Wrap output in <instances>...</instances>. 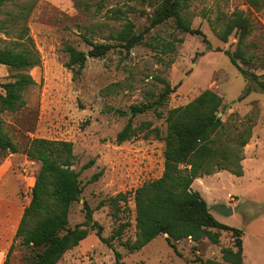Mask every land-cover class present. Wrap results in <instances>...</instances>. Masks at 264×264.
Returning <instances> with one entry per match:
<instances>
[{"label":"rangeland","instance_id":"1","mask_svg":"<svg viewBox=\"0 0 264 264\" xmlns=\"http://www.w3.org/2000/svg\"><path fill=\"white\" fill-rule=\"evenodd\" d=\"M158 4L159 0H0V51H20L19 42L31 36L41 58L40 66L25 72L35 81L23 94L26 105L2 113V130L20 151L0 158V264H4L41 168L40 162L24 154L33 139L73 143V169L80 173L83 193L71 207L70 227L86 224L87 202L94 221L104 227L103 236L111 240L126 264H201L200 260L224 264L223 250H236L230 231L209 229L219 243L207 235L199 241L182 239L175 242L177 251L169 246L167 235L135 253L124 246L137 236L135 191L164 172L165 143L154 133L146 138L150 130L145 124L150 122L151 128H159L165 136L168 112L187 105L205 90L223 98L219 117L224 129L219 140L239 151L243 176L217 171L196 178L192 189L207 201L215 218L243 231V264H264V92L225 54L237 50L238 35L233 32L227 42L219 37L233 12L250 17L253 29L243 49L252 60L240 65L264 81V5L256 9L247 0L193 1L183 14L194 28L204 32L208 45L201 36L178 29L174 20L150 28ZM118 10L125 16L120 18ZM125 17L134 22L136 33H143L147 42L129 54L115 39ZM25 28L27 34H23ZM85 38L114 48L103 58H88L76 78L67 66L65 47L72 45L87 53L91 46ZM169 42L176 47L174 52L163 51ZM19 74L0 65V90ZM161 80L175 91L163 106L137 115L133 121L136 133L118 143L132 106L156 102L165 89ZM242 140L248 144L239 150ZM91 161L92 167L83 169ZM96 174L101 176L93 181ZM119 193H127L128 202H121L122 212L114 216L109 200ZM219 204L232 207L234 215L216 213L214 206ZM121 224H127L126 230L114 238ZM92 225L86 226L88 237L58 264H115L113 250L96 236ZM32 254L30 249L18 247L12 264H31L26 258Z\"/></svg>","mask_w":264,"mask_h":264},{"label":"trees","instance_id":"2","mask_svg":"<svg viewBox=\"0 0 264 264\" xmlns=\"http://www.w3.org/2000/svg\"><path fill=\"white\" fill-rule=\"evenodd\" d=\"M193 1L201 0H159L151 17L150 28L174 20L178 29L201 36L209 45L210 42L204 32L194 28L192 22L183 14ZM247 1L256 9L264 5V1L261 0ZM118 14L120 18L125 16L121 10H118ZM125 19L126 23L115 39L129 54L136 46L147 42L143 33H136L134 22L127 17ZM252 29L251 18L241 11H235L229 17L226 28L219 37L227 42L233 32L238 35L237 50L234 53L226 51L225 54L241 73L257 81L264 92V81H259L258 75L245 70L240 65L252 60V58L247 59L243 49ZM27 33L28 29L25 28L23 34ZM85 39L91 46L87 53L72 45L65 47V52L69 55L67 66L75 72L76 78L81 76L88 58H103L114 48L111 44H97ZM26 40L19 42L23 48L20 51L13 49L0 51V65L20 72L14 81L3 84L0 90V158H5L8 153L16 154L20 151L11 137L2 130V113L14 112L26 105L23 94L35 84V81L25 72L41 65V58L32 37L28 36ZM178 41L183 42V40ZM175 49L174 44L169 42L164 45L163 51L174 52ZM161 81L165 84V89L156 102L132 106L129 122L117 136L118 143L131 139L136 133L133 121L137 115L148 112L154 106H163L175 91L166 80ZM222 106L223 98L219 94L205 90L187 105L168 112L165 136H162L159 128H151L150 122L145 124L150 130L145 134L146 138L154 133L158 139L164 141L165 163L161 178L144 183L134 193L137 236L135 241H127L124 244L131 253L141 251L161 235H167L166 240L175 251H177L175 242L190 237L199 241L207 235L214 243H219V238L209 231V229H217L230 231L235 237L236 250H223L224 264H243V231L215 218L210 212L207 201L198 191L192 189L196 178L211 176L217 171L225 170L237 177L243 176L241 165L243 158L238 155L239 151L228 148L219 140V132L224 129V123L219 117ZM247 144V140H242L239 150ZM24 154L40 162L41 168L32 189L30 203L24 209L4 264H12L11 257L18 247L28 248L33 252L26 258L31 264H58L68 251L79 246L88 237L89 229L86 226L91 222L92 229L96 230V236L113 250L115 264H126L122 260V254L113 247L111 240L103 236L104 227L94 221L93 210L87 202L84 203L86 224L70 227L71 207L80 200L83 193L80 173L73 169L75 164L73 143L33 139L24 150ZM92 165L91 161L83 169H88ZM100 176L101 174L94 175L93 181H97ZM121 202H128L127 193H119L109 200L111 208L114 209V216L122 212ZM125 210L127 208L123 209ZM126 227L127 224H121L113 237L120 238ZM200 262L223 264L214 260H200Z\"/></svg>","mask_w":264,"mask_h":264},{"label":"water","instance_id":"3","mask_svg":"<svg viewBox=\"0 0 264 264\" xmlns=\"http://www.w3.org/2000/svg\"><path fill=\"white\" fill-rule=\"evenodd\" d=\"M214 211L224 217H230L234 215V209L232 207H227L226 205H216L214 206Z\"/></svg>","mask_w":264,"mask_h":264}]
</instances>
